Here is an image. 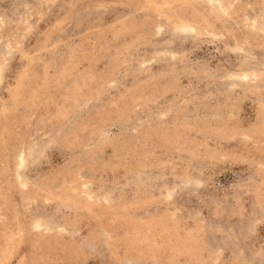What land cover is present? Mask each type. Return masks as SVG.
<instances>
[{
  "label": "rangeland",
  "instance_id": "1",
  "mask_svg": "<svg viewBox=\"0 0 264 264\" xmlns=\"http://www.w3.org/2000/svg\"><path fill=\"white\" fill-rule=\"evenodd\" d=\"M0 264H264V0H0Z\"/></svg>",
  "mask_w": 264,
  "mask_h": 264
}]
</instances>
